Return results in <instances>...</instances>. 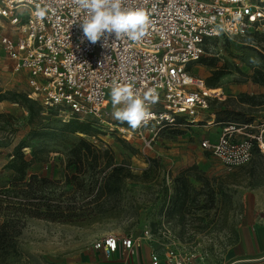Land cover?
I'll use <instances>...</instances> for the list:
<instances>
[{
	"label": "rangeland",
	"instance_id": "374dc122",
	"mask_svg": "<svg viewBox=\"0 0 264 264\" xmlns=\"http://www.w3.org/2000/svg\"><path fill=\"white\" fill-rule=\"evenodd\" d=\"M255 1L264 5V0ZM5 32L0 29V36ZM263 33L264 28H260L239 37L210 39L202 58L215 60L223 71L209 87L218 89V97L199 112L197 121L154 128L153 140L147 128L118 135L115 125L131 128L115 120L113 110L111 125H101L92 117L70 118L69 123H63L55 108L23 102L22 98L31 93L27 74L14 69L0 45V185L9 176L4 169L8 155L20 141L27 145L22 149L24 154L33 160L28 174L50 180H64L65 175L79 171L87 178L91 173L87 168L90 159L82 169L67 166L69 150L79 137L88 139L101 152L107 150L105 158H111L109 164L102 162L97 168L101 179L97 193L88 191V183L83 188L65 183L54 190L83 204L81 211L92 209V220L70 224L28 218L15 252L0 264H87L94 261V240L106 235H140L145 229L155 232L162 225L176 232L181 244L178 248L188 254L190 264H222L226 246L235 242L239 226L253 219L264 224V158L253 155L254 170L251 163L226 167L201 146L202 141H215L222 132L214 121L204 120L230 108L254 116L249 131L258 134L264 129V107L247 108L237 103L239 94L264 92V87L250 79L255 68L264 71V60L255 51L263 44ZM188 69L207 87L205 82L212 77L213 68L198 62ZM68 125L75 129L88 126V132L71 134L66 130ZM175 193L185 196L181 213L172 211L170 199ZM88 201L91 204L86 206Z\"/></svg>",
	"mask_w": 264,
	"mask_h": 264
},
{
	"label": "built area",
	"instance_id": "2783aa9c",
	"mask_svg": "<svg viewBox=\"0 0 264 264\" xmlns=\"http://www.w3.org/2000/svg\"><path fill=\"white\" fill-rule=\"evenodd\" d=\"M124 7L145 12L146 35L139 41L112 37L103 47V39L91 44L84 38L79 22L84 14L73 0H0V29L6 30L0 45L14 69L26 72L27 97L58 110L62 122L92 117L111 125L114 84L131 83L141 96L154 90L151 118L137 128H147L153 140L154 128L193 122L218 97L188 69L203 56L207 40L264 28V5L255 0H124ZM252 127L228 125L215 141L204 140L201 146L228 168L249 163L255 146L264 158V129L255 134ZM142 240L158 242L165 264L189 263L175 232L165 225L140 235H106L91 246L105 258L116 252L127 256ZM151 262H160L158 252Z\"/></svg>",
	"mask_w": 264,
	"mask_h": 264
},
{
	"label": "trees",
	"instance_id": "16d2710c",
	"mask_svg": "<svg viewBox=\"0 0 264 264\" xmlns=\"http://www.w3.org/2000/svg\"><path fill=\"white\" fill-rule=\"evenodd\" d=\"M261 41L263 42L261 48L255 47V51L257 56L264 60V33L262 34ZM198 62L214 69L212 77L207 78L205 82L208 88L212 87L223 75V71L217 68L215 60L206 61L201 57ZM250 79L253 83L264 87L263 70L255 68ZM263 99L264 92L258 95L242 93L239 94L237 103L247 108H263ZM22 100L23 102H37L28 97H23ZM13 103L16 104L17 101H13ZM37 103L39 104V102ZM29 111L32 114L30 109ZM254 120L252 114L230 108H224L221 112L215 114V122H220L224 126L252 124ZM63 123H69V121ZM66 127V130L71 134L76 132L87 134L88 132V126H79L77 129L72 128L70 125ZM25 147L27 145L23 141H20L12 149L8 155V161L4 165V169L8 172L9 176L0 185V262L15 252L17 238L20 236L25 221L28 218L70 224L77 223L83 219L92 220L94 218L92 209H89L87 212L85 210L81 211L80 208H83V204L80 205L75 200L71 201L63 198L64 193L61 191L55 192L54 190L61 189V186L65 183L77 188H83L88 183V187H90L88 191L97 193L100 190L101 181L98 178L97 168L102 162L109 164L111 159L110 157L105 158L108 153L107 150L101 152L88 139L79 137L74 141L72 148L69 150L67 166L73 165L75 169H82L87 159H90L91 162L87 164V168L90 169L91 173L86 178L78 170L79 172L72 174V176L65 175L64 180H50L35 173L28 174L33 160L27 158L24 154L22 149ZM254 154L256 158L262 157L256 146L253 150ZM249 163L252 164L251 167L254 170L256 162L251 159ZM91 185L96 187L93 188ZM85 204L88 206L91 204V201Z\"/></svg>",
	"mask_w": 264,
	"mask_h": 264
},
{
	"label": "clouds",
	"instance_id": "9594fccd",
	"mask_svg": "<svg viewBox=\"0 0 264 264\" xmlns=\"http://www.w3.org/2000/svg\"><path fill=\"white\" fill-rule=\"evenodd\" d=\"M73 4L83 14L80 22L83 36L91 44L103 39V47H107L110 38L115 40L127 38L132 41L141 40L148 30V19L142 9H127L124 0H73ZM44 15V10H38ZM83 42V41H82ZM253 62H256L253 60ZM112 116L115 120L135 130L147 124L151 118L149 103H155L154 90L143 96L137 94L131 83H116L110 91Z\"/></svg>",
	"mask_w": 264,
	"mask_h": 264
},
{
	"label": "crops",
	"instance_id": "0c3cea01",
	"mask_svg": "<svg viewBox=\"0 0 264 264\" xmlns=\"http://www.w3.org/2000/svg\"><path fill=\"white\" fill-rule=\"evenodd\" d=\"M209 116V120H204L205 122L214 121V125L221 129V131L226 127L220 122H215V114H210ZM184 197V195L175 193L170 199L172 201L173 212H176V210L180 213L184 211L186 202ZM153 252H158L160 256L158 264H165L162 261V249L158 246V242L149 240H142L134 253L127 256L116 252L112 257L105 258L100 251L92 248L94 261L87 264H152L151 254ZM222 264H264V224L253 219L239 226L235 242L226 246Z\"/></svg>",
	"mask_w": 264,
	"mask_h": 264
},
{
	"label": "bare ground",
	"instance_id": "6f19581e",
	"mask_svg": "<svg viewBox=\"0 0 264 264\" xmlns=\"http://www.w3.org/2000/svg\"><path fill=\"white\" fill-rule=\"evenodd\" d=\"M211 91H212V92H217L218 89H212V88H211ZM123 129H124V128H122V127H118V129H117V134L122 136V133L124 132Z\"/></svg>",
	"mask_w": 264,
	"mask_h": 264
}]
</instances>
